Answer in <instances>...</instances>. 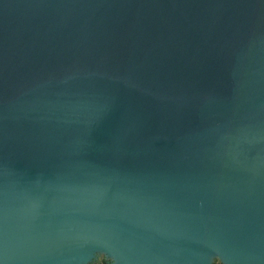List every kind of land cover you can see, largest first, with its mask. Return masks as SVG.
Wrapping results in <instances>:
<instances>
[{"label":"water","instance_id":"water-1","mask_svg":"<svg viewBox=\"0 0 264 264\" xmlns=\"http://www.w3.org/2000/svg\"><path fill=\"white\" fill-rule=\"evenodd\" d=\"M264 264V0H0V264Z\"/></svg>","mask_w":264,"mask_h":264},{"label":"trees","instance_id":"trees-1","mask_svg":"<svg viewBox=\"0 0 264 264\" xmlns=\"http://www.w3.org/2000/svg\"><path fill=\"white\" fill-rule=\"evenodd\" d=\"M97 264H102V263H97ZM215 264H220L219 262H215Z\"/></svg>","mask_w":264,"mask_h":264},{"label":"rangeland","instance_id":"rangeland-1","mask_svg":"<svg viewBox=\"0 0 264 264\" xmlns=\"http://www.w3.org/2000/svg\"><path fill=\"white\" fill-rule=\"evenodd\" d=\"M217 262V261H216Z\"/></svg>","mask_w":264,"mask_h":264}]
</instances>
